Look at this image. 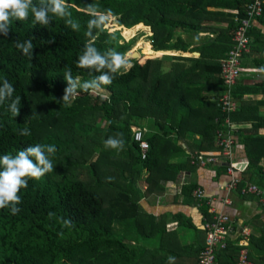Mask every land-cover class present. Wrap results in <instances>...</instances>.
I'll return each mask as SVG.
<instances>
[{
	"label": "trees",
	"instance_id": "trees-1",
	"mask_svg": "<svg viewBox=\"0 0 264 264\" xmlns=\"http://www.w3.org/2000/svg\"><path fill=\"white\" fill-rule=\"evenodd\" d=\"M248 1L67 0L72 18L81 25L79 31L58 17H52L47 26H33L30 16L26 21H13L8 36L0 34V83L7 78L15 88L14 96L21 97L15 117L6 111V104L0 106V155H15L35 144L57 149L51 157L54 171L40 180L29 179L28 186L20 190V211L12 214L9 208L0 209V264H141V251L128 239L139 211L133 199L159 191L160 184L173 181L196 158L169 161L183 152L179 139L198 135L192 142L199 151L218 149L216 131L222 128L224 117L218 99L225 90L219 62L233 47L232 36L237 21L245 17ZM88 3L99 5L102 11L111 9L117 18L114 23L123 28L125 36L149 27L152 51L159 56H145L178 53L169 59L174 69L165 70L163 58L129 60L130 70L100 88L109 98L78 89L70 103H64L66 68L81 83L97 75L77 67L89 40L101 52L114 48L129 54L135 44V40L120 44L116 31L93 29L89 37ZM258 22L264 29V4ZM249 36L260 45L257 66H264V32L254 26ZM29 39L34 45L31 58L15 48L17 40ZM252 42L251 38L249 48ZM143 45L139 42L138 46ZM195 53L198 58L181 57ZM236 85L232 88L235 99L246 91H264V84L246 91ZM236 111L238 119L251 125L242 124L234 132V159L247 161L243 178L237 176L239 196L244 197L240 190L246 185L264 192V171L259 164L264 158V133L259 132L264 116L251 105ZM25 127L31 135L19 134ZM132 127L143 129L148 143L144 159L133 140ZM118 133L125 141L123 150L105 148L104 141ZM239 143L243 155L237 151ZM220 169L227 172L226 164ZM138 184L145 186L144 194ZM193 188L181 191L189 193ZM102 190L110 196L101 195ZM259 205L261 213L254 219L258 226H253L255 233L249 235L247 245L253 264H264V201ZM49 212L55 215L50 217ZM204 214L208 215L207 209ZM65 219L71 220V226H65ZM235 249L228 256L236 260L239 247ZM218 258L219 251L215 264Z\"/></svg>",
	"mask_w": 264,
	"mask_h": 264
},
{
	"label": "crops",
	"instance_id": "crops-1",
	"mask_svg": "<svg viewBox=\"0 0 264 264\" xmlns=\"http://www.w3.org/2000/svg\"><path fill=\"white\" fill-rule=\"evenodd\" d=\"M255 27L264 32L259 22ZM200 36L204 37L205 35L201 34ZM251 38L252 46L249 53L243 57V72L236 85L237 88L245 91L254 85L264 84V71H260L264 69V66H257L256 63V59L260 56V45L254 42V37ZM262 39L264 40V38ZM150 50L152 51L151 48ZM152 53L156 54L153 51ZM167 54L162 55L169 56ZM184 55L181 57L190 58L188 54ZM190 56L198 58L199 54L198 56L190 54ZM258 89L251 93L246 91L241 95V98L239 97L240 99L237 98V108L251 105L258 108L260 116H264V104L257 105L258 102L264 101V91L261 88ZM236 110L233 112L235 113L233 122L237 130L240 125L244 124L243 126H245L249 122L238 119L240 113L238 115ZM246 127L250 128L251 125L248 124ZM250 131L254 132V129ZM259 132L264 133V128H260ZM198 137V135H194L185 140L179 139L177 144L183 152L180 155H172L169 161L181 163L189 156L197 157L201 153H218L217 148L209 152L199 151L196 144L192 142V139ZM236 148L239 154H244L242 144L239 143ZM192 161L176 175L173 181L160 184L159 191L133 199L139 211L135 219L136 222L129 227L131 233L128 239L130 244L135 245V248L141 251V264H199V255L205 239L204 224L206 220L211 219V208L228 215L232 227V233L227 239L228 246L225 250L219 251L216 264H235V258L228 255L234 251L235 247H238L237 242L242 237V230L248 233L245 247L247 250L249 235L255 233L253 226H258V222L254 219L261 213L258 200L253 195L239 196L238 186L232 191L227 190L230 177L227 172L221 173L220 169V165H225V162H206L201 165L197 160ZM236 161H246V159ZM259 164L264 171V158L259 161ZM241 174V172H236L235 176L241 178ZM190 186L195 188L189 193H182L183 187L190 188ZM137 188L141 194H144V185L138 184ZM197 189L203 191L201 199L194 195ZM224 198L229 200L228 205L222 202ZM206 209L207 216L204 214ZM168 257L175 259L169 262Z\"/></svg>",
	"mask_w": 264,
	"mask_h": 264
},
{
	"label": "clouds",
	"instance_id": "clouds-1",
	"mask_svg": "<svg viewBox=\"0 0 264 264\" xmlns=\"http://www.w3.org/2000/svg\"><path fill=\"white\" fill-rule=\"evenodd\" d=\"M85 11L90 17L86 26V34L89 37L92 36L93 29H107L117 19L111 9L102 11L97 4L88 3ZM30 16L33 26L37 24L47 26L52 17H58L64 19L74 31H79L81 27L79 21L72 18L67 0H0V34L8 36L13 21H26ZM15 48L29 58L33 56L34 45L31 39L23 42L17 40ZM77 67L87 69L90 73H97V75L81 83L72 77L71 68H66L63 75L67 86L61 97L64 103H70L71 99L78 94V89L88 91L110 85L117 75H123L130 70L132 64L128 54L114 48L101 52L95 46V42L89 40L77 59ZM14 93V86L7 78H3V82L0 83V106L6 104V111L10 112L13 117L19 114L21 106V97L14 96ZM19 134L29 136L31 132L25 127L19 130ZM124 145L125 141L120 133L104 141L105 148L116 151L123 150ZM56 151L54 145L35 144L19 150L15 155H0V209L9 208L12 214L20 211L18 207L22 203L20 190L28 186L29 179L40 180L54 171L51 157ZM53 215L55 213L49 212L50 217ZM63 223L65 226H71V220L65 219ZM174 259V257H168L169 262Z\"/></svg>",
	"mask_w": 264,
	"mask_h": 264
},
{
	"label": "built area",
	"instance_id": "built-area-1",
	"mask_svg": "<svg viewBox=\"0 0 264 264\" xmlns=\"http://www.w3.org/2000/svg\"><path fill=\"white\" fill-rule=\"evenodd\" d=\"M264 0H249L245 6V17L237 21L236 30L232 36L233 47L227 53L226 57L220 60L221 78L223 82L224 92L218 99V106L223 112L222 128L216 131V143L218 145V153H201L195 158L201 165L206 162L221 163L225 162L227 166V174L230 177L227 186L228 191L236 189L239 179L235 176L236 171L243 172L246 169V161H236L234 159L236 131L235 124L230 118V113L237 108V100L232 95V88L237 84L238 79L242 76V60L249 53L251 38L249 32L252 27L258 23V18L263 13ZM133 140L139 144L142 159L145 158L148 150V143L143 139V131L139 128L132 127ZM193 160L192 162H194ZM241 195H253L258 198L259 202L264 201V192L260 191L255 185H246L240 190ZM195 197L201 199L203 191L197 189L194 193ZM225 205L230 202L227 198L222 201ZM211 219L206 220L204 224L205 239L203 249L200 251L199 264H215L216 254L227 246V239L232 233L231 219L228 215L210 209ZM241 239L237 242L239 247L236 257V264H253L248 259L246 242L248 233L241 231Z\"/></svg>",
	"mask_w": 264,
	"mask_h": 264
},
{
	"label": "rangeland",
	"instance_id": "rangeland-1",
	"mask_svg": "<svg viewBox=\"0 0 264 264\" xmlns=\"http://www.w3.org/2000/svg\"><path fill=\"white\" fill-rule=\"evenodd\" d=\"M106 32H112V31H116L117 33H119L120 37H121V42L120 44H127L128 41H131V40H135V44L133 45L132 49H131V52L128 54H132L134 52L138 53L140 55V57H147L149 59H164L163 60V64L165 66V70H167L166 68L172 70L174 69V62L169 60L172 57H177L179 56L178 53H176L177 56H174L175 54L170 52L171 54H167V55H170V56H162V57H155V56H145V54L143 53V51L139 48L140 46L139 45V42H147V44L143 45V46H146L149 50L151 48V44H150V41H149V37L151 36V30L150 28L148 27V30H145L143 28H140V29H137L134 33H132L131 35L129 36H125L124 35V30L123 28L121 29V27L117 24H115L114 22L112 23V25H110L107 29H104ZM152 49V48H151ZM151 51V50H150ZM188 57L190 58H193L192 56L188 55ZM168 58V59H167ZM162 61V60H161ZM92 94L93 95H100L102 97H106V98H109V93L105 90H102V89H96L94 91H92ZM134 129V127H133ZM143 130V129H142ZM104 191L105 190H102L100 193L101 195H103L104 197H108L110 196V193L108 192V194H104Z\"/></svg>",
	"mask_w": 264,
	"mask_h": 264
},
{
	"label": "water",
	"instance_id": "water-1",
	"mask_svg": "<svg viewBox=\"0 0 264 264\" xmlns=\"http://www.w3.org/2000/svg\"><path fill=\"white\" fill-rule=\"evenodd\" d=\"M193 55L194 56H198V54H193ZM133 59H135V60L140 59V55L138 53H136V52L130 54L129 55V60H133Z\"/></svg>",
	"mask_w": 264,
	"mask_h": 264
},
{
	"label": "bare ground",
	"instance_id": "bare-ground-1",
	"mask_svg": "<svg viewBox=\"0 0 264 264\" xmlns=\"http://www.w3.org/2000/svg\"><path fill=\"white\" fill-rule=\"evenodd\" d=\"M145 45V44H144ZM142 51L145 55H155V56H159L157 54H153L152 51H150L146 46H143L142 48Z\"/></svg>",
	"mask_w": 264,
	"mask_h": 264
}]
</instances>
